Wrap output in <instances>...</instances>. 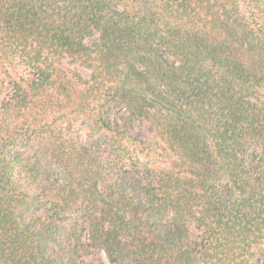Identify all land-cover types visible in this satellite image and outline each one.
I'll return each instance as SVG.
<instances>
[{
  "label": "trees",
  "instance_id": "trees-1",
  "mask_svg": "<svg viewBox=\"0 0 264 264\" xmlns=\"http://www.w3.org/2000/svg\"><path fill=\"white\" fill-rule=\"evenodd\" d=\"M99 248L264 264V0H0V264Z\"/></svg>",
  "mask_w": 264,
  "mask_h": 264
},
{
  "label": "rangeland",
  "instance_id": "rangeland-1",
  "mask_svg": "<svg viewBox=\"0 0 264 264\" xmlns=\"http://www.w3.org/2000/svg\"><path fill=\"white\" fill-rule=\"evenodd\" d=\"M97 35L91 36L87 38V40H95ZM64 64L70 68H72L75 72L83 76L84 78H89L92 72L91 68L85 67L77 61H69L67 58L63 60ZM132 133L143 139L148 140L152 136V130L147 122L143 119L135 120L131 127ZM199 235L198 230L191 226V236L192 238H196ZM85 261L88 264H111L106 253L102 249H94L90 254L84 256Z\"/></svg>",
  "mask_w": 264,
  "mask_h": 264
}]
</instances>
